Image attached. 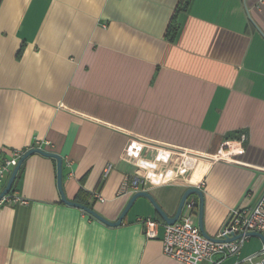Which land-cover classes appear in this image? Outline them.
<instances>
[{"label":"crops","instance_id":"0c3cea01","mask_svg":"<svg viewBox=\"0 0 264 264\" xmlns=\"http://www.w3.org/2000/svg\"><path fill=\"white\" fill-rule=\"evenodd\" d=\"M225 141H241L234 162L217 159ZM35 144L62 157L66 198L109 221L127 179L168 216L198 187L216 236L264 192V1L0 0V161ZM9 193L27 203L0 207V264H183L162 252L164 221L143 234L147 199L117 226L61 202L53 158L26 157ZM261 247L249 236L222 264Z\"/></svg>","mask_w":264,"mask_h":264},{"label":"built area","instance_id":"2783aa9c","mask_svg":"<svg viewBox=\"0 0 264 264\" xmlns=\"http://www.w3.org/2000/svg\"><path fill=\"white\" fill-rule=\"evenodd\" d=\"M264 0H259L263 3ZM241 141H225L218 149L217 159L225 162H234L240 152ZM41 148L39 144L31 148ZM42 149V148H41ZM24 153L23 150H12L10 157L0 161V182L6 181L11 170ZM111 169L108 164L103 176H106ZM141 180L137 177L127 179L124 182V189L130 187L132 192L137 191ZM202 184V183H201ZM123 189V190H124ZM101 199V197H99ZM27 200L15 194H5L0 198V207L5 204H26ZM191 210L187 214L181 213L173 224L162 223L163 234L161 238L162 252L183 264H222L226 258L237 256L240 253L243 242L249 237L245 233L250 231L260 232L264 236V192L257 202L251 207H236L231 209L230 215L212 240L203 236L193 219V208L195 203H190ZM138 222L146 238H157L160 222L150 217L139 218ZM241 234L234 240L228 241L231 236ZM242 264H264V246L257 253L240 258Z\"/></svg>","mask_w":264,"mask_h":264},{"label":"water","instance_id":"95a60500","mask_svg":"<svg viewBox=\"0 0 264 264\" xmlns=\"http://www.w3.org/2000/svg\"><path fill=\"white\" fill-rule=\"evenodd\" d=\"M33 153H38L42 156L45 157H50L53 158L55 160V173H56V186H57V190L59 191V195H60V199L61 202H63L64 204L67 205H71L74 207H77L79 209H81L82 211H84L85 213L88 214V216H92L93 218L109 225V226H117L122 222V219L124 216H126V212L128 211V209L130 208V206L132 205V203L135 201V199H137L138 197H143L145 199H147L151 205L153 206V208L155 209V212H157V214L161 217V219L166 223V224H173L181 215L182 210H183V206L186 202L187 197L190 194H196L198 197V202L197 204L195 203V206L197 207V227L200 231V233L212 240H218L215 239L211 236H209L203 227V208H204V193L202 190H200L198 187H189L187 188L183 194L182 197L180 198L178 205L176 207L175 213L173 216H168L164 210L159 206V204L155 201V199L152 197V195L150 193H148L147 191H143L142 189L139 191H135L132 193L131 197L129 198V200L127 201L126 205L124 206L123 210L121 211L120 215H118V218L115 221H109L107 219H105L103 216H101L100 214H98L94 209L90 208L89 206L83 205L81 203L75 202V201H71L69 199L66 198L64 190H63V186H62V157L54 152H49L46 150H43L41 148H37V147H33V148H29L26 151H24V153L19 156L15 167L12 168L10 175L8 176V179L2 189V191L0 192V198L5 195L8 194L11 190L12 184L14 182L15 176L17 174V171L21 165V163L24 161V159L26 157H28L29 155L33 154ZM263 184L260 187V190L264 187V180L262 182ZM259 190V191H260ZM245 235L247 236H255L258 237L261 242L262 245L264 246V236L263 234H261L260 232H256V231H250L245 233ZM241 236V234H237L234 236L229 237L227 240L231 241L236 239L237 237L239 238Z\"/></svg>","mask_w":264,"mask_h":264},{"label":"trees","instance_id":"16d2710c","mask_svg":"<svg viewBox=\"0 0 264 264\" xmlns=\"http://www.w3.org/2000/svg\"><path fill=\"white\" fill-rule=\"evenodd\" d=\"M177 26H175V24L173 23H171V25H170V28H169V32H170V35H171V37H173V35H174V33H175V31H176V28ZM14 190V182H13V184H12V187H11V190H10V192H12ZM80 195V194H79ZM78 197V196H77ZM87 206V205H86ZM89 206V205H88ZM91 208V207H90ZM158 221H161V222H163V220L161 219V217L158 215Z\"/></svg>","mask_w":264,"mask_h":264},{"label":"rangeland","instance_id":"374dc122","mask_svg":"<svg viewBox=\"0 0 264 264\" xmlns=\"http://www.w3.org/2000/svg\"><path fill=\"white\" fill-rule=\"evenodd\" d=\"M185 211H186V205L183 207L182 213L185 212Z\"/></svg>","mask_w":264,"mask_h":264}]
</instances>
